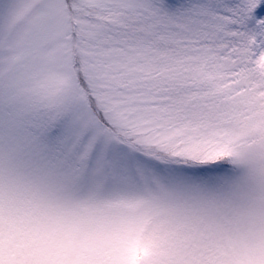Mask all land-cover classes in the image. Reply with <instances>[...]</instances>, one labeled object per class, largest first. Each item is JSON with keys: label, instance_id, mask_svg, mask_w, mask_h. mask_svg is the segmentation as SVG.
Masks as SVG:
<instances>
[{"label": "snow or ice", "instance_id": "snow-or-ice-1", "mask_svg": "<svg viewBox=\"0 0 264 264\" xmlns=\"http://www.w3.org/2000/svg\"><path fill=\"white\" fill-rule=\"evenodd\" d=\"M0 264H264V0H0Z\"/></svg>", "mask_w": 264, "mask_h": 264}]
</instances>
